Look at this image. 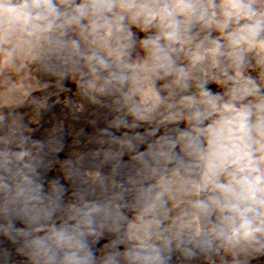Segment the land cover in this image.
Masks as SVG:
<instances>
[{
  "label": "clouds",
  "instance_id": "clouds-1",
  "mask_svg": "<svg viewBox=\"0 0 264 264\" xmlns=\"http://www.w3.org/2000/svg\"><path fill=\"white\" fill-rule=\"evenodd\" d=\"M0 264H264V0H0Z\"/></svg>",
  "mask_w": 264,
  "mask_h": 264
}]
</instances>
